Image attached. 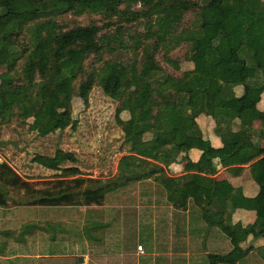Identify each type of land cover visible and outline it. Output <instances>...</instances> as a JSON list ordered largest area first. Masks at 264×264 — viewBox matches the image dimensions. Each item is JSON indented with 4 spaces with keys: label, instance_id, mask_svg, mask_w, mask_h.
<instances>
[{
    "label": "trees",
    "instance_id": "trees-1",
    "mask_svg": "<svg viewBox=\"0 0 264 264\" xmlns=\"http://www.w3.org/2000/svg\"><path fill=\"white\" fill-rule=\"evenodd\" d=\"M130 1L141 2L143 9H120ZM75 10L106 12L127 20L145 18V35L154 41L144 44L140 61L108 62L100 72H87L86 59L102 50V27L91 23L64 29L51 18ZM243 11L256 16L250 19ZM29 26L34 27L33 42L23 46L19 41ZM162 44H187L190 54L184 61L168 58L175 67L169 72L157 58ZM196 51L202 55L192 58ZM3 65L8 70L0 71V84L10 89L0 90V127L17 108L20 117L29 121V130L40 136L75 128L73 97L88 104L99 79L103 92L120 102L118 118L124 111L130 114L129 119L119 121L131 144V154L123 156L118 166L127 175L123 182L116 176L106 180L83 176L77 165L63 166L78 161L74 151L64 149L34 156L39 165L62 171V178L45 188H31V182L9 161H0V208H9V219L1 221L4 225L19 215L7 207L10 189L30 194L29 205H101L108 193L126 182L154 175L176 210L198 209L208 226L219 227L230 240L229 251L207 254L208 264H241L257 248L251 241L264 239V110L258 107L264 93V0H0ZM53 66L61 71L49 78ZM80 77L84 79L75 86ZM139 79H145L157 93L161 102L157 112L146 98L138 102L135 93L126 91V81ZM237 86L244 87L241 95L234 91ZM203 115L215 121L222 147L213 145L200 122ZM256 120L261 122L259 139L251 131ZM149 132L151 137L146 139ZM193 149L204 157L197 171L168 174L166 168ZM150 158L156 161L154 169L143 166ZM231 165H248L247 182L235 185L215 177ZM204 189L211 191L207 199ZM238 210H254L255 221H238L234 217ZM33 226L24 224L26 232L16 237L13 230L0 233L22 241Z\"/></svg>",
    "mask_w": 264,
    "mask_h": 264
},
{
    "label": "rangeland",
    "instance_id": "rangeland-1",
    "mask_svg": "<svg viewBox=\"0 0 264 264\" xmlns=\"http://www.w3.org/2000/svg\"><path fill=\"white\" fill-rule=\"evenodd\" d=\"M126 6H129L128 10L130 12L143 9L141 2L134 3L131 1L130 4L127 2L121 5L120 9L124 10L127 8ZM241 14L250 19L256 16L253 11H243ZM51 18L64 29L91 23H97L102 27V31L99 34V36H102L100 40L102 50L86 59L85 68L87 72H100L108 62L129 64L133 61H140L144 44L148 41L149 43L154 41V38H149L145 35L146 31H148L145 18L127 20L126 17L121 15L113 16L106 12H94L91 10L69 11L62 14H54ZM33 38L34 27L29 26L19 43L23 46L30 45L33 42ZM189 54L190 50L187 44H181L177 47H173L171 44H162L160 45L157 58L164 69L171 72L174 71L175 67L168 58L184 61ZM201 55L202 51H196L193 53L192 58H199ZM7 70V66H0L1 72H6ZM60 71L61 69L58 66H53L49 73V78L56 77ZM82 79L84 77H80L75 82V86H78ZM98 80L90 92L88 104L84 103L77 95L73 97V117L78 122L75 128L68 127L65 130H58L47 136H40L37 132L29 130L27 125L29 121H25L20 117L19 109L17 108L10 120L1 125L0 156L3 161H9L21 176L31 182V188L50 187L53 182L62 178L59 177L62 176L60 175L62 171L47 169L33 160L37 153L54 155L57 149L74 151L77 154L78 161L76 163L67 162L63 166L77 165L83 170V176L103 180L116 176L119 182L126 180L127 175L119 171L118 166L123 156L131 154V144L125 140L124 124H121L119 120L129 119L130 114L128 111H124L118 118L116 108L120 104L119 100L109 98L103 92ZM9 89V85L0 84L1 91L7 92ZM125 89L128 92L135 93L138 102L146 98L156 112L160 109V99L155 90L147 85L145 79H139L138 81L128 80L125 82ZM149 137H151L150 132L145 135L146 139ZM154 165H156V161L152 160V158L143 164L146 169H154ZM161 165L164 166L165 163L162 162ZM183 165L184 169L192 170L189 168L192 165H189L188 162ZM10 190V200L7 207L19 212V215L14 216L13 221L6 223L3 228L13 230L15 237L24 230V224H33L32 230L34 233H38V230L40 233H46L45 231L49 230L58 220L62 223L59 226V230L63 233L62 236H66L67 241L75 240L74 243H79L75 244L76 250L73 251V254L81 253V247L85 245V242L94 250L100 251L99 253L101 254L103 250L101 240L106 232L109 231L107 229L109 225L114 229L116 224H119V221L124 223L129 219H133V222H128V224H131V226L137 225L134 208L141 210L140 228L142 232H147L150 221L148 218L150 206L154 205L153 201L156 198L158 199V195L162 197L165 189L155 180L153 175L139 181L126 182L124 186L108 193L101 205H65L59 207L29 205L26 200L30 194H27L24 189ZM0 217L7 218L6 212L2 211V208H0ZM205 224L201 216L197 215L195 222L192 221V226L189 225L190 229L192 227V232L189 234L192 238L191 241H193L191 242L192 249H197L200 252L198 255L193 256L191 264H208V253L206 255L201 253L204 247L201 246L199 243L200 239L197 238L200 233H205V228H202ZM70 231L79 232L83 238L78 236L77 238H72V236L66 235ZM75 236L73 235V237ZM206 237L204 235V238ZM37 238L38 236L35 234V240ZM38 240L35 241L36 247ZM46 241L44 238L43 240L40 239V244L44 242L42 247L50 243ZM5 243V248H14L13 251H17V248H19L17 252H22L23 250L22 245H14L13 239L9 241V245L7 242ZM92 243L96 246H91ZM135 245L137 247V242H135ZM203 245L214 253H224L231 248L223 240L217 239L215 241L209 236L206 241H203ZM36 247L33 249L36 250ZM256 249L241 264H263L260 258L261 252L259 253ZM62 253L67 254L68 252L63 251ZM12 254L17 255V253ZM16 259L14 257L12 261Z\"/></svg>",
    "mask_w": 264,
    "mask_h": 264
},
{
    "label": "crops",
    "instance_id": "crops-1",
    "mask_svg": "<svg viewBox=\"0 0 264 264\" xmlns=\"http://www.w3.org/2000/svg\"><path fill=\"white\" fill-rule=\"evenodd\" d=\"M234 91L236 95H241L244 91V87L237 86L234 88ZM258 107L264 110V93L262 94ZM207 121H209V126L205 125ZM200 122L203 123L205 129L207 127V134H209V138L212 140L213 145L215 147H222V140L218 136V133H216L215 121L212 120L210 116L203 115V117L200 118ZM251 131L254 136L259 139L261 131V122L259 120L254 122ZM261 143L264 145V140H262ZM183 155H186L184 158L185 160L183 159L185 162L182 160ZM203 160L204 157L202 152L193 149L188 153H182L179 160L172 163L166 170L170 175L181 176L188 172L197 171ZM186 162L192 165L189 167L192 169L191 171L186 168V170L184 169L183 164ZM247 167L248 165H231L223 167L216 173L215 177L219 180L227 179L235 185H241L247 182L244 178ZM210 193L211 191L209 189H204V198H209ZM157 197L158 199L156 198L153 201L154 205L150 206L148 212L150 221L147 232H142L140 228L141 210L134 208L133 211L134 215H136L135 221L137 225L131 226V224H128V222H133V219H129L124 223L118 220L119 224H116L114 229L109 225L107 227L109 231L106 232L101 240L103 247L101 254L99 253L100 251L94 250L86 242L85 245L81 247V253L73 254V251L76 250L75 244L77 242L74 243L75 240L67 241V237L62 236L63 233L59 230V226L62 223L58 220L49 230L45 231L46 233H40L39 230L38 233H34V231L28 230L31 231V233H26L24 239L20 241L14 240L10 238V235L3 233L9 232V230L8 228H3L5 225L1 221L5 218L0 217V231H3L0 233V264H79V256H83L84 260H87L90 264H191L193 256L198 255L200 252L197 249H192L191 242L193 241H191L192 238L191 235H189L192 232V227L190 229L189 225L192 226V221L195 222V217L197 215L201 216L200 211L196 208H189L187 211L176 210L168 202L165 190L162 197L159 195ZM2 211L8 214L9 208H4ZM234 217L238 221L247 224L255 221L256 212L254 210H238L234 212ZM202 228H205V233L197 235V238L200 239L199 243L204 247L203 252H201L202 254L206 255L210 252V250L203 245V241H206L208 236L215 241L221 239L226 245L231 246L230 240L219 227H210L205 224ZM21 232H23V230ZM25 232L24 230V233ZM35 234L38 236L37 240L39 239L37 247L35 245V241H37L35 240ZM66 235L72 236V238H77V236L83 238L82 234L80 235L79 232L70 231V233H66ZM73 235L76 236L73 237ZM204 235L207 237L204 238ZM86 236L88 237V235ZM43 238L50 242L44 247H42L44 242L40 244V239L43 240ZM12 239L14 240V245H22V252H17L19 248H17V251H13L14 248H5V242L9 245V241ZM135 242H137V247H135ZM251 242L256 244L257 248H259L257 251L259 253L261 252L260 258L264 264V239H254ZM139 245H143V252L138 249ZM91 246L96 245L92 243ZM35 247L36 250L33 249ZM63 251H67L68 253L64 254L62 253ZM12 253H17V255H13ZM14 257L17 259L12 261Z\"/></svg>",
    "mask_w": 264,
    "mask_h": 264
},
{
    "label": "built area",
    "instance_id": "built-area-1",
    "mask_svg": "<svg viewBox=\"0 0 264 264\" xmlns=\"http://www.w3.org/2000/svg\"><path fill=\"white\" fill-rule=\"evenodd\" d=\"M0 161H3L2 158H0ZM138 249L143 252V249H144L143 245H139ZM80 264H89V262L88 261H84V262H81Z\"/></svg>",
    "mask_w": 264,
    "mask_h": 264
},
{
    "label": "water",
    "instance_id": "water-1",
    "mask_svg": "<svg viewBox=\"0 0 264 264\" xmlns=\"http://www.w3.org/2000/svg\"><path fill=\"white\" fill-rule=\"evenodd\" d=\"M78 260H79V262L83 261L84 260L83 256H79Z\"/></svg>",
    "mask_w": 264,
    "mask_h": 264
},
{
    "label": "clouds",
    "instance_id": "clouds-1",
    "mask_svg": "<svg viewBox=\"0 0 264 264\" xmlns=\"http://www.w3.org/2000/svg\"><path fill=\"white\" fill-rule=\"evenodd\" d=\"M84 261H87V260H83V261H81V262H84ZM81 262H80V263H81ZM80 263H79V264H80ZM89 264H90V263H89Z\"/></svg>",
    "mask_w": 264,
    "mask_h": 264
}]
</instances>
